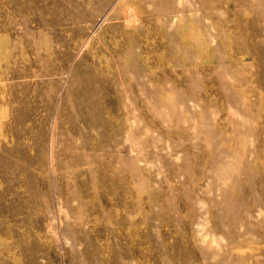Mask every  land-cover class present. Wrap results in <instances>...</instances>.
Instances as JSON below:
<instances>
[{
	"label": "rangeland",
	"instance_id": "obj_1",
	"mask_svg": "<svg viewBox=\"0 0 264 264\" xmlns=\"http://www.w3.org/2000/svg\"><path fill=\"white\" fill-rule=\"evenodd\" d=\"M0 264H264V0H0Z\"/></svg>",
	"mask_w": 264,
	"mask_h": 264
}]
</instances>
